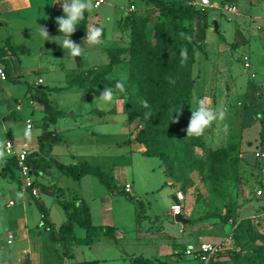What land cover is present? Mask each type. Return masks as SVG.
Returning <instances> with one entry per match:
<instances>
[{
	"label": "rangeland",
	"instance_id": "1",
	"mask_svg": "<svg viewBox=\"0 0 264 264\" xmlns=\"http://www.w3.org/2000/svg\"><path fill=\"white\" fill-rule=\"evenodd\" d=\"M142 1L144 0H105L100 7L94 8L93 12H86L88 16L86 26L88 29L93 26L102 28L104 42L100 45H88L81 39H72L84 48L85 55L80 57L79 61L60 46L65 38L51 33L49 38H45L40 33L39 26H46L47 29L50 26L46 24L51 1L29 0L25 9L21 8L12 12L4 9L6 13L0 14V22L6 21L4 25H0V47L5 45L6 38L11 37L13 42L9 43L10 45L24 43L28 53L18 56L22 69L19 83L0 80L2 118L0 153H3L7 138H24L34 143L33 137L41 128V121L37 111L31 113L27 105L28 95L41 94L42 96L46 91H50L48 87L64 86L67 77L71 75L67 73H71L70 71L74 69L76 72L91 71L96 76H102L101 79L108 82L105 84L102 80L97 88L101 90L105 87L114 88L117 80L126 77V92L118 93L114 103L132 114L129 117L130 124L127 120L126 126L129 125V131L134 136L139 130L148 128L145 137L150 141L152 148L170 155L171 160L169 159L166 174L171 186L164 184L167 179L158 165L157 158L144 157L138 152H131L127 146L110 145L111 140L122 139L119 127L122 125L124 116H115L118 123L113 126V132L109 130L104 132L106 129H99L105 134L101 137L97 135L98 140L92 145L99 146L97 149L102 150L101 153L106 155L101 158V165H105V169L112 164H117L124 171L121 188L116 186L115 190L109 192L102 187L112 198L110 200L111 217L115 220V226L120 229L122 240L114 243L104 238L101 245L92 248L79 246L74 250L70 261L77 264L80 261L106 258L110 264H124L118 258L123 251L134 253L136 256L140 254L147 256V249L152 250V247L147 248V245L142 244L143 241L135 240L136 224L142 227L152 226L155 221L156 227L173 226L177 233L179 225L174 222L169 212L170 205L175 202L181 205L183 217L193 224H202L204 229L215 227L214 230H220L221 235L203 234L201 240L217 242L224 233L228 235L230 231L232 232L229 249L218 255L224 264H248L247 256L256 258L255 255L264 253V157H260L261 153H264V98L258 91V86L264 85L262 81L264 78L259 73L264 67V63H260V60L264 59L260 55L263 51L259 45L262 37L256 40L252 48L250 47L252 71L255 74L253 79L243 72L242 64L237 60L241 57L239 55L249 50V47L246 45L242 47V52L240 50L233 52V57L237 60L233 66L237 87L227 80L219 79L214 73L213 66L206 64L204 60H209L206 54L209 55V52H212L215 56L219 49L217 42L220 36L216 33L214 35L212 17H215L219 23V35H224L227 40L233 38L236 23L241 25L240 27L245 26V29L237 27L235 31L243 32L248 36L253 34L250 30L252 21L250 17H262L255 19L254 22L260 27L264 24V0H234L236 14L226 13L223 9L224 5L219 2L218 5L203 9L198 4H194L199 0H165L167 3H175L187 9L186 13L180 15L179 24L185 23L186 17H191L187 20H191L192 27L198 20L200 25L208 31L207 42L204 44L206 48L203 46L202 51L195 53L194 63L189 62V55L186 54L179 56L181 61L176 60L174 67L169 58L170 52L173 56L175 53L172 47L173 33L169 27V16L167 13L162 15L152 4ZM217 1L219 0H210L211 4ZM193 10L206 13V17H209L206 20L207 25L203 24L199 15H194ZM141 17L146 20H141ZM194 28L198 29L196 23ZM133 31L142 33L145 42L136 55H132V47L137 43ZM245 31H248V34ZM254 32L257 33L254 35L258 36V33L261 34L262 31L255 29ZM111 59L115 66L107 70V64ZM159 64L163 67L162 72L156 70ZM14 68L19 72L17 62ZM131 69H133L132 72ZM109 71V75L106 76ZM186 77L194 81L188 110H186L187 105L183 94ZM38 79L42 80L41 84L38 83ZM91 79L89 77V83ZM235 87L239 92L238 97L236 96L237 102L232 98L235 96L234 92L236 93ZM55 93H58V90ZM205 97L208 106L217 110L223 109L225 117L222 121L213 122L203 136L187 137L186 128L191 111L196 109V101ZM59 99L63 110L77 112L82 111L89 102L96 103L97 107L104 110H108L113 104V102L106 104L94 98L93 95L76 89L65 92ZM15 100L22 101V109L15 110ZM142 101H147L149 107H143ZM149 111L152 113L149 126H141L143 121L148 122V119H145V113ZM27 118L32 120V132L25 135L24 120ZM78 118V122L85 121L92 126L88 128L89 134L86 132L87 129L84 131L86 132L84 136L91 138L92 133H99V130L93 127L97 126V123H93L88 116ZM176 123L181 129L180 134L175 133ZM80 141L83 142V139ZM26 148L31 150L32 147ZM73 150L80 152V146L76 145ZM91 162L94 163L93 166L100 163L96 160ZM2 165L3 163L0 162V170L3 168ZM8 177L14 181L5 182L0 174V264H8V260H11L13 264H27L30 261L31 264H39L26 255L28 242L23 239V235L18 234L16 238L11 234L12 231H16L13 228L14 219L23 218L24 214L21 186L14 179V177L17 178L16 171H14V177L10 174ZM38 182L47 185L43 179H38ZM125 182L131 187L129 194L124 191ZM69 184L75 186L72 179L65 177L59 185L68 187ZM176 193H181L180 201H177ZM9 201L14 206L6 207ZM31 209L32 212L27 213L28 226L33 229V232L39 230L35 234L38 238L45 240L48 234L41 231L40 226L39 228L35 226L38 210L36 207ZM63 214L59 206L52 208L53 220ZM219 217L221 219L228 217L226 222L231 228L229 225L223 226L225 224L220 222L222 220ZM97 220V211H94L92 221L97 222ZM8 235L13 237L11 245L6 244ZM45 244L46 263L57 264L54 245L48 241ZM175 248L180 253L176 261L189 258L184 255L185 246L181 240L175 241ZM168 262L172 263L170 260Z\"/></svg>",
	"mask_w": 264,
	"mask_h": 264
},
{
	"label": "crops",
	"instance_id": "2",
	"mask_svg": "<svg viewBox=\"0 0 264 264\" xmlns=\"http://www.w3.org/2000/svg\"><path fill=\"white\" fill-rule=\"evenodd\" d=\"M41 1H43V0H41ZM219 1L214 2L213 5H218ZM59 2L62 3L63 1H59ZM59 2H52L51 6L48 8V11H47L49 17H48V21H47L46 25H48V26L50 25L48 27V33H51V34H54V33H53V27L51 26V24L49 22L50 13H51V11H62V6ZM210 3H212V2H210ZM28 4H29V0H0V14L2 12L6 13V11L4 9H8V11H10V12H12L13 10L21 9V8L25 9V8H27ZM5 5H7V6H5ZM209 8H211V7H209ZM236 13H237V8H236L234 13H230V14H236ZM208 18L209 17H207V19ZM257 18L261 19L262 17H259V16L258 17H250V20H252L250 22V24H251L250 30H252L253 34L246 36L243 32H236L235 30H237V27H238V29L244 30L245 26L243 27V25H242V27H240L241 25H237V23L235 22L236 27L234 30L235 32L233 31L234 36L231 40L230 39L227 40V38L224 35H219L220 34L219 23H218L217 19H215V17H212V19L214 21H216L217 25H218L217 32L214 31V35L216 33L218 36H220V37H218L219 40L217 42L219 45V49H218V52L215 53V56L212 55V52H209L207 50L209 52V55L206 54V57H208L209 60L208 61L204 60V62L206 64L208 63L211 66H213V68L215 69L214 73H215V75H217V77L219 79H222V80L224 79L225 81L227 80V81L233 83V85L235 84L236 87H237L236 76H235V72L233 70L234 62H237V60H238V62H241L242 67H243L242 68L243 72L249 78L253 79L255 77V74L252 71L253 66H252V60H251V56H250L251 55L250 47L252 48V45L256 44V40L258 38H261V37H262V40L259 43V45L261 46L260 49H261V51H263V53H260V55H261V57H264V24H262L263 25L262 27L256 26L254 20ZM87 22H88V16H87ZM5 23H6V21H1L0 25L2 26ZM195 23L198 27L197 30L194 28ZM255 29L260 30V32L262 31L261 34L258 33V36L254 35V34H257L256 32H254ZM246 30H248V29L246 28ZM87 32H88V26H86V34H87ZM207 32H208L207 29H204V27L200 25V22L198 20H196L194 22V24H193L194 39L196 40V42H198V44H200L201 48L207 42V40H206ZM246 33L248 34V31ZM86 34H85V36H86ZM58 36H60V35H58ZM85 36H73V37H71V39H81L82 41H84ZM60 37L65 38V36H60ZM5 41H6V43L8 42V44L9 43L11 44V42H13L11 37L6 38ZM246 45L249 47V50L244 51L241 55H239L241 57H238L237 60H235V58L233 57V52H236L239 50L241 51L242 47L246 46ZM206 46H208V45H206ZM11 47L14 48L15 53L14 54H8L7 56L4 57V59L10 65L11 77L18 80L20 77V74L22 73L21 64H20V60H19L18 56L28 53V49L24 45V43L18 44V45L13 43V45H11ZM16 48H18L19 52L16 51ZM199 52L200 51H198L197 53H199ZM245 56L248 58L247 61L249 63V69H245L243 66V63H244L243 57H245ZM74 59L76 61H79L80 57H74ZM16 62L18 63V66L20 68V70H19L20 73L18 72V70H16L14 68V64ZM260 63L263 64L264 59L260 60ZM108 64H109V62H108ZM261 69L262 70L259 73L264 78V67ZM74 70L70 71L71 73H67V75L68 74L82 73L81 71L76 72ZM109 73L110 72H108L106 74V76L109 75ZM251 74H252V76H250ZM103 78H105V77L103 76ZM38 80H40V82H38V83L41 84L42 80L41 79H38ZM102 80L105 84H106V82H108L104 79H102ZM262 81H264V79H262ZM98 85H101V82ZM98 85H96L94 87V89L97 91V94L87 92L84 89L79 88V87H75V86L68 88L67 87V80H66L65 85L62 87H54V86L48 87L50 91H46V93H45L46 99L49 101L50 105L52 106V108L54 110L62 112L64 114V116L57 118L55 123L49 124V126H48V130L51 131L53 133V135L60 137V141L52 144L50 155L46 159L47 160L52 159L58 163L66 165V166L75 165V164H79V163H88L90 165H94V163H92L91 160L92 161L96 160L100 163H97L95 166H99L105 172L108 171L106 173L109 174L113 178L115 185L117 187L121 188V186H122L121 180L124 181V171L117 164H112L110 167L105 169V165H101V158L106 156V155L104 153H101L102 150L97 149V147H99V146L95 145V147H94L92 144H94V142H96L98 140V137H101L105 134V133H102V131H100L99 129H106V130H104V132H108L107 130H109L110 132H113V129H114L113 126L118 123V119H116L117 117H115V116L121 115V116H124V118L122 120V125L120 124L121 126L119 127L120 128L119 133H122V135H121L122 139H119V141L111 140L110 145H113L116 147L127 146L130 148L131 152H138L140 154H142L145 151V146L143 144L135 141V136L129 131V125L126 126L127 114L125 113L124 108L123 107L120 108L118 106V104L115 105L116 104V103H114L115 101L111 105V108H109L108 110L101 109V108L97 107L98 105L96 103L89 102L88 106H84L83 110L80 112H77L74 110L68 111V110L62 109L63 106L61 105V102L59 99V97L63 96V94L65 92L73 90V89L81 90L85 93L87 92L89 95L90 94L93 95L94 98L100 99L99 95H100V92L102 90L97 89ZM258 89H259L258 91L261 92V95H263V98H264V85L260 84V86H258ZM54 90L55 91L58 90V93H55ZM238 94H239V92L237 91V88H236V93L234 92L235 96L232 97L236 102H237ZM27 103H28L27 105L29 106L31 113H33L34 111H37V113H39V120L41 121V125H42L43 117H45L43 105L33 101L31 99L30 95L27 96ZM15 104H16L15 110L22 109L21 108L22 101L17 102L15 100ZM113 106H115V107L113 108ZM67 112H68V114H67ZM82 116H85V117L88 116L90 119H92L91 121L93 123H95V124L97 123V126L94 125L93 127H96L99 130L98 134L92 133L90 136L91 138H87L86 135L84 136V134L86 132H87V134H89L88 128L92 127V126H89V123H87L85 121L78 122L79 121L78 117H82ZM1 119L2 118L0 115V123L2 121ZM6 122H8V121H6ZM86 129H87V131L84 133V131ZM31 132H32V130H31ZM40 134H41V128L39 129L37 134H35L33 137L34 143H32V141L31 142L27 141L24 138H12V139L7 138L5 140V142L7 140L13 141L14 144L16 145L17 149L22 148V147L23 148L32 147L31 150H29L32 152V151L38 150V137L40 136ZM97 135H99V136L97 137ZM30 139H32V137ZM81 139H83V142L80 141ZM76 145H77V147H78V145L80 146V152H77L75 150L72 151V149H75ZM84 145L89 146V147H85ZM108 146L107 147L105 146V148H108ZM82 147H83V150H82ZM90 147H92L93 150ZM142 156H144V155L142 154ZM144 157H146V156H144ZM149 158H157V157H149ZM3 159H5L4 154L0 157V162L3 163ZM157 159L159 160L158 165H159L161 171L163 172V174L165 175V177L167 179L164 184L171 186L170 185L171 184L170 179L165 174V171L169 166V160L166 158H161V159L157 158ZM2 171L3 170L1 169L0 174L2 175V178L4 177L3 180L5 182H8L7 180H13L12 178L8 177V175L2 174ZM65 177L66 176L62 175L58 171V169L52 164L49 168H44L42 170L41 176L38 177V179L45 180L47 185H44V184L38 182V179H37V182L39 184L38 185L39 192L37 193L36 196H32L30 193L23 190L22 188L20 189L21 193H22V197H23V199H22V204H23L22 205V212L24 215L22 216L23 218H15L14 219L13 228L16 229V231L15 232L12 231L11 234L13 235V237H16V238H17L18 234H21V236L23 235V239L27 240V242H28L26 255L30 256L32 258V260L39 262V264H47L46 263V257H45L46 255L44 254L45 245H46L45 242H47V241L54 245L53 250H54V256L57 258V264H75V263L70 261L74 255V250L77 249L79 246H87V245H81V244H72L71 246L68 247L70 253L72 254V257H67L64 255V250H63L61 243L52 242L50 240L48 228L42 222V213L40 212L38 206H41L45 210V212L47 214V221L51 225L53 231L57 233L60 226L63 225L66 221V215H65L63 209L58 204L59 199L60 200L63 199V200L68 201V202H71L72 200H75V199H79V200L85 202L86 206L89 209L90 220H91L92 226H95V227H113L115 230L114 235L116 238V243H118L119 241L122 240V237L120 234V229H119V227L115 226V222H114L115 220L111 217L112 207L110 205V200L112 198L110 197L108 191H106L105 189L102 188L104 186L99 182V180L93 175H84L83 177H81L79 179V181L73 180L70 177H66V178L72 179V182L73 181L75 182V186L73 187V185L69 184L68 187H66V186L62 187L59 184ZM125 184H127V183L125 182L124 185ZM51 186H55L57 188L62 189V191H63L62 196L57 197V194L55 193L54 189L51 188ZM75 188H77V189L75 190ZM68 191H70V192H68ZM90 191H91V193H90ZM130 192H131V189H130ZM129 193H127V194H129ZM112 197H113V195H112ZM9 202H11V201H9ZM9 202L6 204V207L14 206L13 203L11 205H9ZM56 206H59L62 209L64 214L62 216L61 215L58 216V218L56 220H53L52 219V208H56ZM32 207H36V209L38 210L37 211L38 212L37 223L35 225L36 228H39V226H40L41 231H44L45 233L48 234V238L45 240L42 238H38L37 234H35V232L39 231L38 229H37L38 231L33 232L32 231L33 229L29 228V226H28L29 225V219L27 217V213L32 212V209H31ZM94 211H97V219H98L97 222L92 221ZM169 212H170V209H169ZM181 215H182V211H181ZM172 217L174 218V216H172ZM149 222H151V220ZM175 223L179 225V227L177 229V233L175 232V230H174L175 227H173V226L170 227V226L159 225L156 227L155 221H154L152 226L146 225V226L142 227L140 224H136L135 231H134L135 240H138L141 242L143 241L142 244H145V246L147 245V248L149 246L152 247V250H151V248L147 249V252H146L147 256H143V254L136 256V254H134V253L130 254V253L123 251V254H120V256L118 258L121 259V261L124 264H144L142 262V260L149 261L150 264H199L198 261H196L194 259H189L186 257H185L186 260H184V261H178V260L176 261V258L179 256L180 253H178L176 248H175V241L181 240L184 243V246H185L184 249H186V248L191 247V246H196L200 242H208V241L201 240L203 234H207L209 236L221 235V234H219L220 230L218 231L217 229H215V230L213 229L215 227H211V229H204L205 227H203L202 224H199V223L192 224L191 221L189 224H181V223H177V222H175ZM227 225H229V227H230L229 223H227L223 226H227ZM81 231H84V229L80 228L77 225H75L73 227V233L77 239H84L85 238V236H86L85 231H84V233H80ZM12 235H8V238L6 240L7 245H11L13 243ZM178 235H180V237ZM225 235H226V233H224L223 236H221L219 240H221ZM104 238H108V237L101 234L97 238H93V242L90 245H88L87 247L92 248V247L101 245V243H103V241L105 240ZM108 240H111L112 242H114L110 238H108ZM218 257L219 256H217L215 259L211 260V262H213V264H224V261ZM169 260L172 261V263H169L168 262ZM90 261H94V262H96V264H110L108 262L109 260L106 258H96V259L90 260ZM80 262H83V261H80ZM80 262H77V263H80ZM7 263L13 264L11 262V260L10 261L8 260ZM27 264H31V261Z\"/></svg>",
	"mask_w": 264,
	"mask_h": 264
},
{
	"label": "trees",
	"instance_id": "3",
	"mask_svg": "<svg viewBox=\"0 0 264 264\" xmlns=\"http://www.w3.org/2000/svg\"><path fill=\"white\" fill-rule=\"evenodd\" d=\"M143 2L152 4L154 7L159 9L162 15H165V13H167L169 16V19H170L169 27L171 28V31L173 33L172 47L175 49L174 56H173V53L171 52L169 53V58L172 61L171 65H173L174 67L175 65L174 62L176 60H180L179 56L181 57V52L184 49H186V54L189 55V62L193 64L195 53H197L198 51H201L202 48L200 44H198L194 39L193 27L190 25L191 20H187V19H191V17H186L187 18V19L185 18L186 22L182 23V25L179 24L178 20L180 18V15L186 13L187 9L185 7L181 8L179 5L175 3H167L165 0H144ZM229 2L230 0H220L219 1V3L222 5L229 3ZM192 12L194 13V15H199L203 20V24L207 25V21H206L207 17H206L205 12L198 13V11H195V10H193ZM62 15H63V11H51L50 19H49V22L51 26L53 27V33L60 35V36H64V34L58 31V25L55 23V19L56 17L62 16ZM141 20L144 21L146 19L143 17ZM86 23H87V13L85 12L84 20L78 24L76 32L71 37L85 36ZM181 33L184 34L183 37L180 35ZM133 34L137 40V43L132 47V55H136L137 51L140 49L142 44L145 42H144L142 33L138 31H133ZM14 53H15L14 48L11 47V45H9L8 42L5 43V45L0 48V64L4 67V71L6 74V81L16 84V83H19V81L11 77L10 65L4 59V57L7 56L8 54H14ZM112 65H113V60L111 59L108 64L107 70H110ZM132 70L133 69H131L130 71L132 72ZM156 70H158L159 72H162L163 71L162 65L161 64L157 65ZM89 77L92 78L90 83H89ZM101 78L102 76H96L91 71H88L86 73L82 72L79 74H71L67 77V87L71 88L75 86V87L82 88L87 92L97 94V91L94 89V87L98 85L100 82H102ZM193 86H194V81L190 79L189 77H186L185 88L183 90L185 104L187 105L186 110H188L189 101L191 100ZM29 89L30 88H28V90ZM30 97L33 101L42 104L43 110L45 112V117H43V121L41 125V134L38 137V150L32 151L30 153V159H31L30 163L33 165H39L42 169L49 168L53 164L62 175L66 177H70L76 181H79V179L83 177L84 175H93L99 180V182L109 192L115 190L117 187L113 181V178L109 174H107L105 171H103L99 166H93L88 163H79L75 165L66 166L52 159L50 160L46 159L50 155L52 144L60 141V137L53 135V133L48 130V126L49 124L55 123L56 119L63 117L64 114L60 111L54 110L52 106L50 105L49 101L46 99L44 94H42V96L41 94H36V95L31 94ZM125 113L127 114V120H128V123L130 124L129 117L132 116V114L127 111H125ZM149 122H150L149 119H148V122L143 121L141 123V126L148 127ZM175 128H176L175 133L180 134L181 129H179V126L177 123L175 124ZM147 130L148 128L146 130L141 129L138 131V133L135 136V141L145 146V151L142 154L146 157H157L160 159L166 158L168 160L169 159L171 160V157L168 153L162 152V151H156L155 149L152 148L150 141L147 139V137H145ZM167 169L165 171V174L167 172ZM2 170H3L2 174H6V175L10 174L11 177H14V171L16 170L14 158L3 159ZM166 176L168 177L167 174ZM14 179L17 180V178L15 177ZM51 188L54 189L55 193L57 194V197L62 196L63 194L62 189L57 188L55 186H51ZM58 204L63 209L66 215V221L63 225L60 226L57 233L53 231L51 225L47 221V214L45 210L41 206H38V207L43 216L42 221L48 227L50 240L52 242L61 243L65 256L72 257V254L70 253L68 249V247L71 246L72 244H81V245L88 246L93 242V238H97L101 234L104 236H107L108 238L116 242V238L114 235L115 230L113 227L92 226L91 220H90L89 209L83 201L79 199H75V200H72L71 202H68L63 199L61 200L59 199ZM228 219H229L228 217H222L221 219L222 221L220 222L227 224L226 221H228ZM75 225L84 229L85 234H86L84 239H77L75 237L73 233V227ZM255 257L256 258L254 257L251 258L247 256L248 258L247 263L248 264H264V253L263 255L260 254L259 256L255 255ZM142 262L144 264H150L149 261L142 260ZM77 264H96V262L83 261Z\"/></svg>",
	"mask_w": 264,
	"mask_h": 264
},
{
	"label": "clouds",
	"instance_id": "4",
	"mask_svg": "<svg viewBox=\"0 0 264 264\" xmlns=\"http://www.w3.org/2000/svg\"><path fill=\"white\" fill-rule=\"evenodd\" d=\"M59 2V0H58ZM62 6L63 15L58 16L55 19V23L58 25V31L63 33L65 39L60 45L64 50H68V54L72 57H82L85 55L84 48L74 42L71 36L75 33L78 24L84 20L85 12L91 13L94 11L95 5L93 0H63L59 2ZM40 33L43 37L49 38L48 29L46 26H39ZM182 37L183 33L180 34ZM103 29L100 27H90L84 38V43L88 45H100L103 44ZM182 56L186 55V49L182 50ZM126 77H123L113 87H105L99 95L100 100L106 104H111L117 97V94H123L126 92L125 87ZM207 98H200L196 101L197 107L191 111V117L186 128L187 137H200L203 136L205 131L210 128L213 122L222 121L225 117L223 109L217 110L211 108L206 103ZM143 107L148 108V102L142 101ZM152 113L146 112L145 119H149ZM3 153H0L2 156Z\"/></svg>",
	"mask_w": 264,
	"mask_h": 264
},
{
	"label": "built area",
	"instance_id": "5",
	"mask_svg": "<svg viewBox=\"0 0 264 264\" xmlns=\"http://www.w3.org/2000/svg\"><path fill=\"white\" fill-rule=\"evenodd\" d=\"M51 2H58V0H49ZM105 0H94L93 3L95 8L99 7L103 4ZM198 4L200 8H207L212 7L213 4L210 3V0H199L198 2L194 3ZM133 6L131 7V10ZM223 9L226 13H234L236 10V6L234 0H230L229 3L224 4ZM248 58L245 56L243 57V66L245 69H249ZM252 76V74L250 75ZM0 80L6 81V74L4 71V67L0 66ZM40 82V80H38ZM32 120L27 118L24 120L25 122V135H28L32 130ZM30 153L26 148H16V145L13 141L7 140L3 146V154L6 158H14L15 160V167L17 173V181L19 182L21 188L32 196H36L38 192V182L37 179L41 176L42 168L39 165H33L30 163ZM261 158L264 157V153H261ZM130 185H124V191L126 193L130 192ZM177 201L182 199L181 193H176ZM12 202H9L11 205ZM170 214L175 216L177 214H181V205L178 203H173L170 206ZM43 218V216H42ZM43 222V221H42ZM48 228V227H47ZM232 240V232L226 236H224L221 240L217 242H200L196 246H191L185 249L184 255L188 256L191 259L198 261L199 264H209L211 260L215 259L218 255L224 253L226 250L229 249V245Z\"/></svg>",
	"mask_w": 264,
	"mask_h": 264
},
{
	"label": "water",
	"instance_id": "6",
	"mask_svg": "<svg viewBox=\"0 0 264 264\" xmlns=\"http://www.w3.org/2000/svg\"><path fill=\"white\" fill-rule=\"evenodd\" d=\"M213 30L217 32L218 25L216 21H212ZM174 221L181 224H189L190 221L186 218H184L181 214H177L174 216Z\"/></svg>",
	"mask_w": 264,
	"mask_h": 264
}]
</instances>
